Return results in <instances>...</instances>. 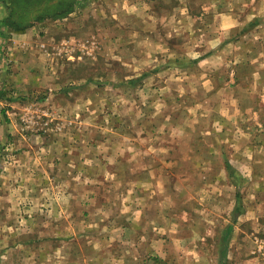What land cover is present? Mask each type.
Segmentation results:
<instances>
[{"label":"rangeland","instance_id":"374dc122","mask_svg":"<svg viewBox=\"0 0 264 264\" xmlns=\"http://www.w3.org/2000/svg\"><path fill=\"white\" fill-rule=\"evenodd\" d=\"M0 100L4 115L27 121L22 130L59 135L52 155L122 143L113 149L123 164L89 167V194L76 167L57 170L56 188L71 175L75 199H114L139 170H165L146 198L150 209L162 194L169 214L148 225L139 259L86 211L51 221L46 194L26 188L9 221L22 232L19 264H89L103 244L104 264H264V0H2ZM129 134L137 169L112 173L127 168ZM176 147L199 152L171 169ZM48 231L62 243L41 256Z\"/></svg>","mask_w":264,"mask_h":264},{"label":"crops","instance_id":"0c3cea01","mask_svg":"<svg viewBox=\"0 0 264 264\" xmlns=\"http://www.w3.org/2000/svg\"><path fill=\"white\" fill-rule=\"evenodd\" d=\"M1 104L0 100V106H2ZM0 111V244L3 243L2 240H5V236L8 235L6 239L8 243L0 245V257L4 258L0 259V264H19L18 261L22 254L21 250H25L23 240L19 237L22 232L16 231L17 228L14 229V225H11L9 221L18 217L17 206L23 202L20 195L23 194L26 188L29 190L33 189V193H37L38 196H40L39 192L46 194L47 198L44 199L47 201V212L51 221L57 220L66 224L74 216L79 218L80 215H83L85 217V213L87 212L88 215L92 216V218L88 217V221L93 220L99 224V227L104 226L108 234L115 233L116 235L124 236V239L120 238V242L118 243L122 253L130 254L136 252L134 258L137 257L136 259H139V255L142 253L137 255V252H143L142 244L145 243V236L147 234L149 236V232L151 231V229L148 231V225H153L155 226L154 228H157L161 224V212L167 211V214H169L167 208L166 210L162 208L160 201L162 194L158 192V197L155 196V199L151 200V210L148 207L149 205H147L148 199L146 198V195H149L148 188L153 187L154 183L159 184V177L165 172L163 170L164 167H154L151 164L143 170H139L136 178L134 176L131 178V181H128V184L123 187L120 196L117 198L114 197L113 199L109 197L103 199L102 197L105 195L98 198L97 193L93 192L94 196L91 198L84 196V200L87 202L82 199H75L76 195L73 194V186L70 180L71 175L68 178L64 176L63 179H58L56 182L58 184L57 188H60L61 192L57 190V185L54 182L55 177L53 176L57 173V170L60 169V172H64V174H71L73 171L72 166L76 167L80 174L79 186L77 188L82 190L83 195L89 194V167L102 163L100 160L102 157H112L114 161L118 160L119 164H123L116 157V152L113 149V146L116 149V146H121L122 143L115 141L113 145H109L107 141H104L105 138L96 141L99 142L96 148L78 142L74 145L67 143L70 144L69 147L64 144L63 150L58 151L57 155L56 153L52 155L51 150L56 151L58 149L55 137L59 135H54L55 133L51 135L50 133L43 134L34 131H24L21 129L22 123L27 122L24 118L4 115V107ZM50 138L53 140L50 141ZM127 139L129 143L124 149L126 151L123 153V150L120 153L123 158L127 157V168L112 167L110 169L112 173L118 170L122 172L133 170L135 172L134 169H137L135 163V152L137 151L136 142L134 141L135 137L131 135ZM33 142H37L38 144L36 145ZM165 150L168 151V149ZM9 152H11L9 154L11 158L6 159L3 153L8 154ZM188 152L198 153L199 151L197 149H190ZM188 152L179 150L176 147L171 157L172 164L168 168H176L178 162H181L177 158H184L183 155ZM114 161L111 160V162ZM225 162L232 166L228 160H225ZM227 167H225L226 171L229 170ZM231 169L235 170L233 166ZM59 181L65 182V185H60ZM150 182H152L151 185H149ZM59 194L63 199H58ZM40 197L38 201H41L42 204L44 199ZM41 217L38 216V219ZM88 221H86L87 225H91L89 224L90 221ZM57 233L62 234L60 232ZM63 235H66V233ZM53 236L58 237L60 235L51 231H48L47 236L45 235V237H48V243L45 244L44 248L46 249L42 250V252L40 251L41 256H44L46 250H49V253H54L61 245L62 241L55 239ZM129 237L132 240L128 241ZM178 237L182 238L184 236L180 232L178 233ZM32 240L31 238L30 241ZM128 242L129 245H127ZM130 242L132 245H130ZM104 246L105 244L91 248L92 254H87L85 260L89 264H104L106 258H108V256L102 253ZM12 253L13 258H15L13 262L8 260ZM142 261L140 260V263ZM107 262L109 263L110 260ZM40 263L41 261L38 260L37 264ZM72 263H76L74 259H72Z\"/></svg>","mask_w":264,"mask_h":264},{"label":"trees","instance_id":"16d2710c","mask_svg":"<svg viewBox=\"0 0 264 264\" xmlns=\"http://www.w3.org/2000/svg\"><path fill=\"white\" fill-rule=\"evenodd\" d=\"M10 25L12 26H17V28L19 27L18 25H19V22H17L16 20H11V22H10ZM229 168V167H228ZM231 169V168H230ZM230 175H235V173L233 172V170H230ZM235 212H236V210H235Z\"/></svg>","mask_w":264,"mask_h":264},{"label":"built area","instance_id":"2783aa9c","mask_svg":"<svg viewBox=\"0 0 264 264\" xmlns=\"http://www.w3.org/2000/svg\"><path fill=\"white\" fill-rule=\"evenodd\" d=\"M0 5H2V0H0Z\"/></svg>","mask_w":264,"mask_h":264}]
</instances>
